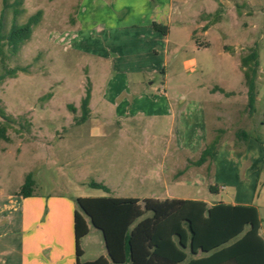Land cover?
Here are the masks:
<instances>
[{"label":"rangeland","instance_id":"374dc122","mask_svg":"<svg viewBox=\"0 0 264 264\" xmlns=\"http://www.w3.org/2000/svg\"><path fill=\"white\" fill-rule=\"evenodd\" d=\"M17 1L20 0H0V17L4 14L6 31L14 22L19 25L25 24L28 18L38 11H42V16L34 28L32 38L16 55H10L4 63L0 57V73L4 72V65L7 68H28L27 72H18L16 78H6L0 83V107L13 118L11 123H6L0 117V124H7V135L10 139L0 140V185L4 195L18 197L16 193L28 174H32L37 182L36 191L40 195L58 193L63 188L66 195L86 197L96 194L110 195L102 191H93L88 185L91 181L105 182L117 190L122 182L120 183L121 178L116 176V172L121 173L129 169V172L136 173L143 169L152 176L159 172L162 169L160 159L141 161L139 156L155 150L160 158L167 148L175 152L173 138H178L180 143L185 139L187 142L184 136L181 139L179 123H175L172 116L160 121L163 126L159 130L151 131V135L154 133L157 135L155 146H150L151 142L147 146L145 138L139 135L140 144L137 142L132 148L116 145L111 137L102 142L90 138L88 125L83 122L77 123L75 119L81 115V101L90 87L88 75L97 76L96 73L99 75L101 73V83H107L109 88L118 89L120 81L114 80L112 75L106 76L101 69L104 67L109 70L116 69L114 63L118 52L127 58L141 51L137 48L130 50L126 48L125 51L117 48L119 47L117 39H123V34L120 30L115 31L112 28L126 18L123 20L119 14L117 17H110V13H107V16H96V7L100 9L105 2L101 0H21L18 7L21 13L15 17L13 9ZM111 2L113 1L107 0L109 10L106 12L115 11V7H110ZM256 11L253 17L250 15L241 17V24L238 27L234 26L231 19H224L221 31H226L228 37L225 40L229 45L242 34L249 33V36H252V31L242 26L244 21L250 26L256 24L258 36L263 35L261 49L264 67V0L262 8ZM101 19L117 22H113L111 27L107 23L103 25ZM101 24L107 28H101ZM221 31L215 29V38L211 40L214 46L211 49H201L197 52L194 42L182 50V53H192L197 59L196 66L190 69L185 68L183 64H175L177 57L173 52L168 53L166 58L161 54L159 57L161 62L158 64L161 70L151 80V86H148L151 91L162 93L163 85H166V90L173 100L178 101L183 96L187 97V104L184 106L186 109L195 106L194 102L205 100L207 93L217 86L227 90H242L245 77H237L231 72V63L216 62V49L224 41ZM133 38L136 39L135 36ZM200 40L205 41L208 38L200 37ZM161 45L164 47V44ZM240 53L242 60L249 50L243 49ZM129 54L131 55L127 56ZM101 58L105 59L104 67ZM165 68L169 72L167 78L162 74ZM262 90L264 91V88ZM69 104L77 106L76 114L68 109ZM260 113L259 110L257 117L261 115ZM257 117L247 122L248 124L250 122V133H253L250 137L257 135L263 140L264 124L259 125ZM231 125L232 122L226 130L229 132L225 141L228 140L236 148H229L224 142L220 143L211 157L212 167L207 168L206 163L205 167L199 169L197 187L191 193L181 191L177 192L178 195H195L218 202L253 198L256 205H261L264 193V161L259 160L258 154L254 152L241 150L237 143H241L242 140L232 136L233 132L237 131V126L232 128ZM203 133V129H199L200 137ZM203 139L199 138V141ZM247 143L248 141L246 146ZM62 145L68 148L69 166L62 156L60 161L56 160ZM98 155L100 157H97ZM123 155L127 156L128 160L120 159ZM210 186L219 190L210 191ZM20 211V208L17 213L12 210L8 216H19ZM260 211L261 237L264 238L263 206ZM29 214L30 212L27 216ZM14 229V226L8 228V236L18 233ZM99 234V231H93L83 241L82 246L86 252L83 261L95 259L104 251V239L101 241Z\"/></svg>","mask_w":264,"mask_h":264},{"label":"crops","instance_id":"0c3cea01","mask_svg":"<svg viewBox=\"0 0 264 264\" xmlns=\"http://www.w3.org/2000/svg\"><path fill=\"white\" fill-rule=\"evenodd\" d=\"M101 1L105 2L100 9L96 7V16H107V13H110V17L119 14L123 20L126 18L118 26L115 25L112 28L115 31L120 30L123 34V39H117L119 47H115L124 51L126 48L129 50L137 48L141 51L133 56L129 54L127 56L131 55V57L127 58L118 52L117 60L114 63L116 69L112 68L111 70L104 67L106 66L105 59H100L103 62L101 63L102 67H104L101 71L106 76L112 75L114 80L120 81L118 89L109 88L107 83H101V73L100 75L96 73L97 76L88 75L91 88L90 115L83 124L88 125L90 138L102 142L111 137L116 145L132 148L135 143L140 144L138 141L140 135L145 138L147 146L150 145V142V146H155L157 135L156 133L151 135V131L159 130L163 126L160 121L172 116L175 123H179L181 139L184 136L187 138V142L185 139L180 143L178 138H173L175 152H171V148H167L160 158L155 150L139 156L141 161L145 159L148 161L161 160L160 167L162 169L153 176L143 169L136 173L126 169L121 173L116 172V176L121 178L120 183L122 182L117 190L106 185L105 182L98 183L106 185L110 189V193L91 188L95 192L102 191L110 195L72 196L66 195L62 188L60 192L47 196L38 194L35 189L33 196L24 198L17 193L18 197L5 196L0 185V264H77L74 215L78 208L76 202L78 198L111 196L139 200H191L204 202L210 207L223 202L233 206H254L258 210L260 219L262 218L260 208L264 207V193L261 205H256L253 198H240L234 202H218L195 195L180 196L177 193L181 191L186 194L191 193L197 187L196 178L199 176V169L205 167L206 163L201 166H197L195 163L206 146L213 140L218 138L219 144L224 142L225 146L236 148L228 140L225 141L229 132L226 130L231 122L232 128L237 126V131L232 135L235 138L236 133L240 131L247 132L249 135L253 134L250 133V122L249 124L247 122L253 117H257L259 110L261 115L257 117L258 124H264V91L262 90L264 88V67L261 49L263 35L258 36L256 24L250 26L244 21L242 26L246 30L252 31V36L250 37L247 32L248 34H242L237 37L234 43L228 45L225 40L228 35L226 31H221L224 19H231L234 26L238 27L241 24V17L255 16L256 10L262 8V0H111L114 3L111 2L110 7H115V11L111 12H106L109 10L107 0ZM101 20L103 25L107 23L111 27L113 22H117ZM154 24L168 27V32L164 34L156 30L153 27ZM103 25L101 28H107ZM215 29H219L224 38V41L216 49V62L231 63V72H234L237 77H245L241 67L240 51L249 50L255 44H259L258 96L254 113H250L248 110V88L245 82L242 90H227L217 86L207 93L205 100H201L199 103L194 102L195 106L186 109L184 108L187 104L186 96L177 101L169 96L166 85H163L162 93L153 92L148 87L152 84L151 80L161 70L158 65L161 62L159 61L161 54L166 58L168 53L173 52L177 57L175 64H183L185 68L190 69L196 66L197 59L192 53H182V50L187 48L190 43L193 45L194 42L197 52L201 49H211L214 46L211 40L215 38ZM129 35L131 36L128 37ZM134 36L136 39L133 38ZM200 37L208 38V40L201 41ZM161 44H164V47ZM132 45L133 47H131ZM162 74L166 78L169 76L166 68ZM106 81L108 82V79ZM201 128L204 133L200 137L199 129ZM62 138L64 139V137ZM199 138L204 139L199 141ZM246 141H248L247 146ZM237 145L242 148V151L258 154L257 158L264 161V144L257 135L242 140ZM67 152L68 148L62 145L56 155L58 159H55L60 161L62 156L69 166L70 159ZM120 159L128 160V157L123 155ZM211 167V160H209L207 168ZM218 190L219 188H215L214 191ZM19 208L21 215L8 216L12 210L17 213ZM28 212H30L29 216H27ZM87 221L90 232L81 241L83 257L86 254L82 246L83 241L93 231H99L89 218ZM12 226L18 233L8 236V228ZM99 233L102 241L103 233L101 231ZM100 257H104L110 261V264H114L109 258L106 244L104 251L95 259L82 261L91 262ZM195 257H201V254Z\"/></svg>","mask_w":264,"mask_h":264},{"label":"trees","instance_id":"16d2710c","mask_svg":"<svg viewBox=\"0 0 264 264\" xmlns=\"http://www.w3.org/2000/svg\"><path fill=\"white\" fill-rule=\"evenodd\" d=\"M20 1L14 4L17 17ZM6 7L7 4H5ZM42 11L30 16L25 24L14 22L6 31L4 14L0 17V57L4 63L10 55H16L32 38L34 28L40 22ZM153 27L166 34L168 27L154 24ZM0 73V83L6 78H16L18 72H27L26 67L7 68ZM245 83L248 88V110L255 112L258 96L259 44L249 49L242 58ZM91 88L81 101V115L77 123L85 122L90 115ZM68 109L76 114L78 109L69 104ZM0 117L11 123L12 116L0 107ZM236 137L247 140L250 135L240 131ZM0 140L9 141L7 124H0ZM263 144L264 140L259 139ZM219 145L216 138L203 150L195 163L201 166L211 160ZM91 188L110 193L103 183L91 181ZM36 181L28 174L17 195L24 198L34 195ZM213 186L210 191H214ZM74 215L77 264H110L100 257L83 262L81 241L89 234L87 218L104 236L109 258L114 264H264V240L260 235L261 219L254 206H233L223 202L208 206L201 201L137 198H78ZM201 254V257L196 258Z\"/></svg>","mask_w":264,"mask_h":264}]
</instances>
